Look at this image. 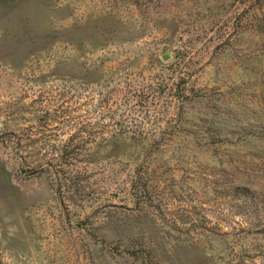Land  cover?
I'll use <instances>...</instances> for the list:
<instances>
[{"label": "rangeland", "instance_id": "1", "mask_svg": "<svg viewBox=\"0 0 264 264\" xmlns=\"http://www.w3.org/2000/svg\"><path fill=\"white\" fill-rule=\"evenodd\" d=\"M0 264H264V0H0Z\"/></svg>", "mask_w": 264, "mask_h": 264}, {"label": "trees", "instance_id": "2", "mask_svg": "<svg viewBox=\"0 0 264 264\" xmlns=\"http://www.w3.org/2000/svg\"><path fill=\"white\" fill-rule=\"evenodd\" d=\"M146 139H147V138H146ZM147 140H148V142H149V146H151L152 144H154V143L157 141V140H155V139H151V140L147 139ZM60 158L63 159V162H64V159H68L69 162H70V161H71V162H74V161L78 160V159L76 158V156H74V154H71L70 152H67L66 150H64V151L61 153ZM39 167H40V166H39ZM41 168H43V167H41Z\"/></svg>", "mask_w": 264, "mask_h": 264}, {"label": "water", "instance_id": "3", "mask_svg": "<svg viewBox=\"0 0 264 264\" xmlns=\"http://www.w3.org/2000/svg\"><path fill=\"white\" fill-rule=\"evenodd\" d=\"M165 58V57H164Z\"/></svg>", "mask_w": 264, "mask_h": 264}]
</instances>
